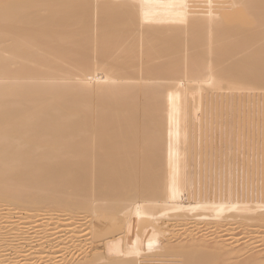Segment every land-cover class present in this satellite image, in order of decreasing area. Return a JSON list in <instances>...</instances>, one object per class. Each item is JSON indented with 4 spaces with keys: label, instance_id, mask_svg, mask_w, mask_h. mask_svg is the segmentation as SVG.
I'll return each instance as SVG.
<instances>
[{
    "label": "bare ground",
    "instance_id": "obj_1",
    "mask_svg": "<svg viewBox=\"0 0 264 264\" xmlns=\"http://www.w3.org/2000/svg\"><path fill=\"white\" fill-rule=\"evenodd\" d=\"M262 226L264 0H0V264H264Z\"/></svg>",
    "mask_w": 264,
    "mask_h": 264
},
{
    "label": "rangeland",
    "instance_id": "obj_2",
    "mask_svg": "<svg viewBox=\"0 0 264 264\" xmlns=\"http://www.w3.org/2000/svg\"><path fill=\"white\" fill-rule=\"evenodd\" d=\"M14 217H16L15 219H17V220H19V218L21 217V213L19 214H17L16 213V215L14 214ZM223 219H221V218H219L218 220L217 219H215V218H213V216H210V215H208V217L207 216H204L201 220V223H200V225H201V228H203L204 229V231H209V230H212V229H214V228H216L217 229V227L219 228V229H217V231L216 232H219V234H220V237H219V239H218V233L216 234L217 235V237H215L214 238V235H213V239H216L215 241L217 242L218 240L219 241H221L220 239H222V240H228L230 237H231V235H223L221 232H220V230H221V226H223V225H225L227 222H237V220H239V218L238 217H231V218H229L228 217V219H227V216L224 218V217H222ZM257 221L256 220H251V224L250 225H248V226H254L255 225V223H256ZM46 224H48V225H50L51 224V222H47ZM243 227V228H242ZM252 228V227H251ZM262 229H264V226H262L261 227ZM251 230L249 229V227H244V226H241V227H239V229H237V236L238 237H244V238H253V237H255L256 236V234H253V233H251L250 232ZM171 232H174L175 233V231L173 230V231H171ZM197 232V231H196ZM195 231L193 232V234L194 233H196ZM239 232V233H238ZM160 233H162V232H160ZM159 232H158V234H155V237H157V236H159V234H160ZM173 233V234H174ZM187 235V234H186ZM222 235V236H221ZM254 235V236H253ZM185 235H183L182 236V238L184 237ZM224 236V237H223ZM154 237V236H153ZM210 239H211V237H210ZM210 239H208V241H213V240H210ZM225 240V241H226ZM151 242H153V243H155V242H157V241H151ZM214 242V241H213ZM264 242V241H263ZM194 244H196V242H193L192 243V246L194 245ZM263 244V243H262ZM260 247V246H259ZM262 247H260L259 249H258V246L257 247H254L247 255H245L244 256V258H243V260H241V261H246V260H250V259H252L253 257H255L256 256V252L258 251V250H260ZM35 264H40V263H35Z\"/></svg>",
    "mask_w": 264,
    "mask_h": 264
}]
</instances>
